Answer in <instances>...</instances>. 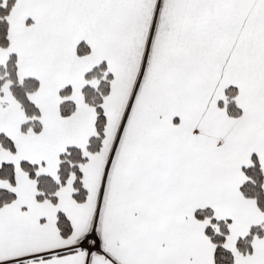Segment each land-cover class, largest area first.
I'll list each match as a JSON object with an SVG mask.
<instances>
[{
  "label": "snow or ice",
  "instance_id": "snow-or-ice-1",
  "mask_svg": "<svg viewBox=\"0 0 264 264\" xmlns=\"http://www.w3.org/2000/svg\"><path fill=\"white\" fill-rule=\"evenodd\" d=\"M0 264H264V0H0Z\"/></svg>",
  "mask_w": 264,
  "mask_h": 264
}]
</instances>
